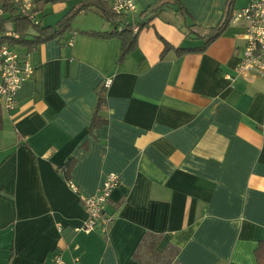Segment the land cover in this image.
I'll use <instances>...</instances> for the list:
<instances>
[{"label":"crops","instance_id":"0c3cea01","mask_svg":"<svg viewBox=\"0 0 264 264\" xmlns=\"http://www.w3.org/2000/svg\"><path fill=\"white\" fill-rule=\"evenodd\" d=\"M112 1L105 0L111 10ZM134 1L140 13L159 2ZM35 2L41 29H55L83 0ZM179 2L188 13L164 7L122 61L119 38L87 34L116 28L93 7L63 36L30 53L16 47L30 54L35 72L13 112L1 104L0 264H54L55 256L66 264H142L134 253L150 256L139 249L147 234L158 237V253L175 256L172 264H257L264 242V79H226L242 59V22L205 52L171 50L162 58L163 41L204 47L228 0ZM248 3L236 0L234 11ZM107 78V124L91 135ZM111 174L121 181L106 207L113 221L107 233L85 232L87 213L69 182L88 198Z\"/></svg>","mask_w":264,"mask_h":264},{"label":"built area","instance_id":"2783aa9c","mask_svg":"<svg viewBox=\"0 0 264 264\" xmlns=\"http://www.w3.org/2000/svg\"><path fill=\"white\" fill-rule=\"evenodd\" d=\"M17 9L18 14L35 26H40L39 11L35 0H7ZM112 11L123 17L131 19L127 23L128 30L134 34L140 31L139 8L134 0H113ZM4 10L0 6V20L5 18ZM243 23L245 32L242 39L245 47L242 59L234 70V75H227L226 79L240 78L252 84L256 80L264 79V0H249L248 5L233 12L231 24ZM1 37V36H0ZM72 42L68 43L71 46ZM30 60L29 53H21L18 48L8 44L0 48V102L6 113L13 112L17 106V95L22 86L31 81L35 68ZM112 78H107L103 84L104 89L111 87ZM121 184L118 175H107L97 194L86 197L80 193L77 186L69 182L70 190L79 195L80 203L87 213V220L82 228L85 232L101 229L108 232L113 216L108 215L106 207L116 187ZM54 264H66L61 257L55 256Z\"/></svg>","mask_w":264,"mask_h":264},{"label":"trees","instance_id":"16d2710c","mask_svg":"<svg viewBox=\"0 0 264 264\" xmlns=\"http://www.w3.org/2000/svg\"><path fill=\"white\" fill-rule=\"evenodd\" d=\"M236 0H228L226 11L223 16V19L219 25L215 28L212 27L205 36L206 43L204 47L200 49H183V48H174L169 43L164 42L165 49L161 54L162 58L171 50H175L177 55H183L185 53L191 52H205V50L214 42L216 39L221 37V35L227 30L229 25H231L233 19V12L235 7ZM1 9L4 10L5 18L0 20V48L3 45L8 44L13 47H22L26 48L28 52H32L36 46L44 44L48 41H51L55 38L61 37L64 35V32H68L71 29V23L81 11L86 8H95L99 14L104 18L107 22L116 26L115 30L107 33H99V32H91L87 33L88 35L94 38L101 39H109V38H119L122 44V51L120 61L125 58V55L129 54L133 51L137 46V34H133L131 30H128V26L126 20L121 15L115 14L109 6L106 4L105 0H83L82 3L77 5V7L70 12L67 16H65L61 21L57 24L56 28H45L41 29L40 26H35L31 22L27 21V19L22 18L17 9H14V6L10 5L7 0H0ZM171 7V9L176 10L180 15H186L188 11L185 7L179 2V0H159L157 4L143 13L138 15L139 19L142 21L140 29L147 27L149 23H151L161 11H163L164 7ZM147 16L148 19H147ZM123 27L122 29H118L119 27ZM192 27V26H191ZM190 27V28H191ZM105 89L103 88L99 92L98 101L96 105V109H94V114L92 118L91 126L89 127V134L93 135L97 130L105 126L107 120H105L101 116V112L106 107V97H105ZM3 110L0 103V131L3 126ZM73 169V161L68 163L67 167L64 169V174L67 180H70L69 174ZM157 236L147 234L145 238H143V242L139 246V249L144 247L146 249V253L150 256H147V260H144L139 256V250L135 252L134 258L142 264H172L174 263L175 256H169L167 254L158 253V240ZM256 262L257 264H264V242H260L255 251Z\"/></svg>","mask_w":264,"mask_h":264},{"label":"rangeland","instance_id":"374dc122","mask_svg":"<svg viewBox=\"0 0 264 264\" xmlns=\"http://www.w3.org/2000/svg\"><path fill=\"white\" fill-rule=\"evenodd\" d=\"M239 1H241V3H242V2H247V0H239ZM236 5H238V3H237ZM237 7H238V6H237Z\"/></svg>","mask_w":264,"mask_h":264}]
</instances>
